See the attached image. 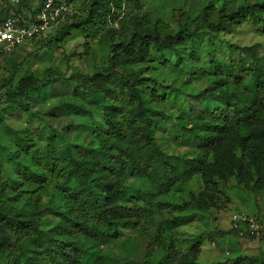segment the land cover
I'll return each mask as SVG.
<instances>
[{
    "label": "trees",
    "instance_id": "1",
    "mask_svg": "<svg viewBox=\"0 0 264 264\" xmlns=\"http://www.w3.org/2000/svg\"><path fill=\"white\" fill-rule=\"evenodd\" d=\"M69 1L79 13L53 32L51 42L62 48L81 37L92 54L90 42L100 38L108 49L107 63L70 77L53 70H46L43 78L28 74L3 100L4 110L26 109L36 93L66 83L75 86L69 105L80 115L89 113L84 103L99 109L103 123L92 133L96 146L86 156L59 153L52 141L40 153L34 136L20 140L25 156L36 155V170L23 173V187L32 190L27 192L31 210L26 213L6 199L7 186L0 175V264H85L92 249L88 242L101 246L119 240L123 229H144L151 201L145 193L131 194L129 178L150 182L154 197H159L170 193L185 173L187 178L202 173L206 181L209 176H237L243 182L253 169L251 190L264 191V60L216 68L214 89L202 96L226 105L183 117L192 142L205 155L186 163L183 173L158 143L156 118L163 115L151 107L167 103L170 88L159 86L150 75L153 54L189 49L207 32L232 34L250 20L263 18L264 3L239 5L225 0L197 13L178 9L173 25L142 13L146 0ZM29 7V2L17 7L7 4L0 21L11 13L22 16ZM51 184L67 206L52 212L60 223L45 230L40 214L50 211L45 197ZM228 233L236 235L232 230ZM97 264L119 263L104 256ZM158 264L183 262L170 247L166 261ZM232 264L264 262L244 257Z\"/></svg>",
    "mask_w": 264,
    "mask_h": 264
},
{
    "label": "rangeland",
    "instance_id": "2",
    "mask_svg": "<svg viewBox=\"0 0 264 264\" xmlns=\"http://www.w3.org/2000/svg\"><path fill=\"white\" fill-rule=\"evenodd\" d=\"M224 1L146 0L142 13L154 21L163 19L175 25L178 9L197 13L207 5L219 7ZM236 1L239 5L264 3ZM53 32L28 42L0 65V175L7 186L6 199L26 213L31 210L27 192L32 190L23 187V173L26 169L36 170V155L25 156L18 146L20 140L34 136L40 153L52 141L59 153L86 156L96 146L92 133L103 123L99 109L84 103L89 113L80 115L69 105L75 86L66 83L36 93L26 102V109L4 110L3 100L28 74L43 78L46 70H53L70 77L77 72L91 73L107 63L108 49L100 38L90 42V54L81 37L57 47L51 42ZM152 59L154 70L150 75L159 86L170 88L167 103L151 106L163 115L156 118V137L169 161L183 173L189 162L205 157L192 142L183 117L193 118L203 108L226 105L202 96L214 89L216 68L264 60V17L250 20L229 35L207 32L189 49L155 53ZM206 161L211 163L212 156ZM185 174L170 193L159 197H154L150 182L129 178L131 194L145 193L151 201L144 229H123L119 240L101 246L88 242L87 247L92 249L85 264H97L104 256L119 264H158L166 261L170 247L175 248L183 264H232L244 257L264 262V240L240 239L228 233L234 212L264 217V191L251 190L255 171L249 170L243 182L237 176H209L206 181L202 173L191 178ZM45 202L50 211L41 213L40 218L45 220L44 229L49 230L60 223L52 212L64 211L67 205L54 184L48 188Z\"/></svg>",
    "mask_w": 264,
    "mask_h": 264
},
{
    "label": "built area",
    "instance_id": "3",
    "mask_svg": "<svg viewBox=\"0 0 264 264\" xmlns=\"http://www.w3.org/2000/svg\"><path fill=\"white\" fill-rule=\"evenodd\" d=\"M26 2L30 7L24 15L11 13L0 21V65L28 42L41 39L79 13L69 0H0V12L7 4L17 7ZM230 230L240 239L264 240V217L234 212Z\"/></svg>",
    "mask_w": 264,
    "mask_h": 264
},
{
    "label": "crops",
    "instance_id": "4",
    "mask_svg": "<svg viewBox=\"0 0 264 264\" xmlns=\"http://www.w3.org/2000/svg\"><path fill=\"white\" fill-rule=\"evenodd\" d=\"M251 240H255V239H251Z\"/></svg>",
    "mask_w": 264,
    "mask_h": 264
}]
</instances>
